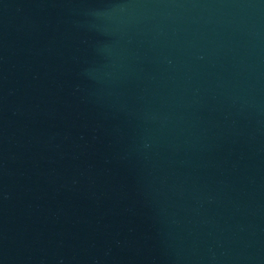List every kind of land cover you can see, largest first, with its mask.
<instances>
[{
	"label": "water",
	"instance_id": "obj_1",
	"mask_svg": "<svg viewBox=\"0 0 264 264\" xmlns=\"http://www.w3.org/2000/svg\"><path fill=\"white\" fill-rule=\"evenodd\" d=\"M0 264H264V0H0Z\"/></svg>",
	"mask_w": 264,
	"mask_h": 264
}]
</instances>
